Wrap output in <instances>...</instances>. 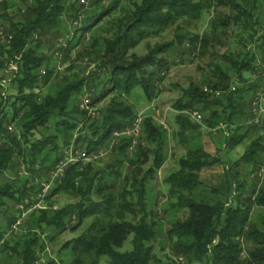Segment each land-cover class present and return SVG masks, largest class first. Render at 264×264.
<instances>
[{"label":"trees","instance_id":"obj_1","mask_svg":"<svg viewBox=\"0 0 264 264\" xmlns=\"http://www.w3.org/2000/svg\"><path fill=\"white\" fill-rule=\"evenodd\" d=\"M105 1H91L88 15L81 18L70 39L75 42L74 47L80 46L86 34L91 33L90 44L83 47L82 53L96 63V69L89 78L67 79L56 95L35 91L55 75L50 56L43 51V46L50 43L47 36L55 39L60 34L65 16L78 21L79 0H26V8L18 20L11 18L7 11L11 2H3L0 22L3 19L10 21L6 31L13 39L9 46L0 43V70L6 69L16 56L21 58L16 60L19 70L13 79L17 93L4 99L0 84V176L14 166L13 159L17 156L32 177L22 185H18L17 180L0 181V214H11L9 202L14 203V208L20 203L29 207L31 203L25 202L27 197L34 196L36 201L41 198L39 194L49 182L51 171L66 156L62 150L69 149L73 140L76 148L97 152L98 147L107 145L115 131L130 126L136 113L122 95L130 96L137 87L143 89L149 100L158 95L157 85L163 80L161 71L169 64L161 54L189 43L191 49L200 45L203 55L216 39L220 41L223 29L230 21L243 33L240 39L245 41V51L212 53L210 72L204 85L189 84L175 106L178 110L201 109L205 114L204 124L210 128L221 122L236 124L237 118L247 115L245 88L213 98L203 87L209 85L228 90L235 81H245L246 76L256 70V60L261 55L251 47L247 48V44L256 42L264 56V0H127L126 4L123 3L125 0H112L108 5ZM215 5L228 6L235 15L214 19L212 34L191 35L178 25L174 42L156 44L144 55L133 51L148 38L161 36L181 20L198 19ZM119 9L122 14L114 16ZM53 48L54 45L49 50L52 52ZM43 67L47 71L44 76L41 75ZM101 72L107 80L99 95L93 98L92 105L100 102L107 91L114 92L115 96L101 110V117L95 119L78 103L71 106V101L73 97L83 95L86 84L94 86L96 79L101 78ZM51 118L56 119L57 132L44 133L43 138L33 139L37 131L50 129ZM177 118L182 128L178 133L181 138L185 137L186 130L200 127L184 114H178ZM11 124L16 126L14 131L9 130ZM81 124L84 134L80 133L77 138L75 134ZM234 128H230L231 136H225L229 149L239 145L251 130L255 137L240 160L227 167L222 187L211 188L214 194L221 195L219 199L209 201L199 199L197 195L203 183L202 170L222 162L219 155L211 154L202 145L189 148L186 156L180 158L178 169L166 178L174 207L187 211L185 218L175 220L168 231L176 238L173 247L183 256L182 261L164 260L155 253L158 230L156 222L149 221L152 209L149 208L147 184L166 161L167 137L164 126L149 116L143 123L141 141L132 156L128 152L130 137L121 136L119 143L114 144V153L124 155L128 161L127 171L121 170L124 163L121 158L117 162L120 166L112 165V170L105 173L108 180L104 174L95 173L90 162L85 166L80 161L70 164L61 183L53 185L44 197L45 207L36 208L30 214L24 233L11 234L7 239L0 230V240L6 238L0 246V258L7 253L9 258H18L19 264H36L41 254L38 251L45 249L41 234L76 229L91 219L87 229L66 244L71 249V264H100L105 256L109 257L108 264H199L205 259L206 264H264V214L259 218L252 217L254 207L264 208V182L249 191L238 170L240 161L252 162L257 167L264 141L253 127L238 126L235 131ZM152 153L153 162L144 170ZM59 193H71L80 196L81 200L54 208L53 197ZM96 195H99L97 199L94 198ZM10 217L8 229L17 221L16 215ZM129 239L132 248L124 249ZM242 252L246 253L245 257ZM47 264L58 263L52 259Z\"/></svg>","mask_w":264,"mask_h":264},{"label":"rangeland","instance_id":"obj_2","mask_svg":"<svg viewBox=\"0 0 264 264\" xmlns=\"http://www.w3.org/2000/svg\"><path fill=\"white\" fill-rule=\"evenodd\" d=\"M11 2V6L8 8V13L11 16V18L18 20L20 18V14L23 12L22 10L25 9L26 0H9ZM73 1V0H72ZM112 0H106L105 5H108L109 2ZM127 0H125L123 3L126 4ZM93 2V0H92ZM91 2V3H92ZM91 3L87 5H82L81 3H78L80 8V17L78 18V23L75 24V22L72 20V18H69L65 16L61 22L60 27V34L57 35L55 39H51L52 36H47V40L50 41V43L45 44L43 46V51L48 53V56H50V62L52 61V68H54L55 75L52 77L49 83L44 84L42 88L36 89L35 91H40L43 95L45 94H53L56 95L59 90L67 83V79L74 81L80 78H89L92 71L96 69V63L90 61L89 57L82 53L83 47L88 45L89 46V40H90V32H88L85 36L86 39L83 40V43L80 46L74 47V41L71 42L70 39L74 35L75 30L79 26V21H81V18L85 17V14L88 15V11L90 9ZM93 10V9H91ZM1 11L0 13H2ZM233 11L228 8V6L222 5V6H213L210 10H207L202 13L201 17L195 20L191 21H179L177 24H174L172 27L167 29L161 36L156 37H150L147 40L143 41L141 44H139L138 47H136L133 51H135L139 55L146 54L149 49L156 44L160 43H171L176 40L175 34L177 26H182V29L188 34L194 35H204L206 33H211V22L214 19L221 18L223 16H234L235 14L232 13ZM119 14H122V11L119 9L117 10V14L114 16H117ZM112 20V18H111ZM3 22V23H2ZM2 22H0V26L6 27L9 26L10 21L7 19H3ZM224 34L222 37H220V41L217 39L212 43L213 45L209 47V49L206 51L205 54H200V45L196 49H191L188 46H180L177 47L176 50L171 51L170 53L161 54V56L168 59V66L161 71V76L163 77V80L160 81V83L157 85V88L159 90L158 95L153 99L149 100L147 99L146 94L144 93L143 89L141 87H137L133 93L130 96L122 95V98L126 100L129 104H132L135 110L136 114H141L143 116V123L146 118L151 117L155 123L164 126L166 137H167V146L165 148L166 152V161L163 165V167L157 172L156 176L149 181L147 184L149 193V208L152 209V216H150L149 221H155L156 222V228L158 230V239L154 242L155 246V253L162 259L167 260L168 258H171L172 260H175L176 262L182 261L183 256L178 252L176 248L173 247V242L176 239L175 236H171L168 231L172 228V223L177 219H183L185 218L186 214L183 210H178L173 205V199L170 196L169 193V186L166 183V178L169 176L170 173L174 171V169L179 167V160L181 157L186 156L187 151L189 148H192L194 146L200 145V143L205 142L208 144H211L212 146H215V141H217L220 136L222 137L223 131L217 130L213 131L208 129L205 126H201L198 128L195 132V135L188 136L189 130L185 131V141L184 138H181V136H174L175 131L170 130L172 127V119L174 121L177 120V111H176V102L177 99L181 98L183 94V90L189 87V84L191 83H202L204 85V80L207 77L208 73L210 72V63L213 60L212 53H218L219 55H222L224 53L228 52H240L245 51V41L240 39V36H242V32L235 27V24L233 21H230V25L224 30ZM183 32V31H182ZM51 35V34H50ZM190 35V36H191ZM63 38L64 43L62 44L61 54L60 56L54 57L53 51L49 50V47L54 45L56 46L58 39ZM0 43L3 42L0 40ZM5 44V43H4ZM256 42L252 44H247V48H252L256 51L259 55H262V52L259 50V48L256 46ZM66 48V49H65ZM255 48V49H254ZM12 72L6 71V69L0 70V78L1 82L3 80L8 81L6 83V86L8 87V95L12 94V92L16 93L17 89L13 85L14 81L11 82V80L14 79L12 77ZM42 77V76H41ZM92 79V78H91ZM90 79V81H91ZM107 80V77H105V74L101 72V78L96 79V82L94 83V86H90L89 84H86L83 89V95L79 94L77 97H73L71 101V106H74L75 104H79L82 102L84 96L86 94H92V98H95L99 95L100 91L102 90L105 81ZM0 82V84H1ZM13 83V84H12ZM13 93V94H14ZM115 96L114 92L107 91V93L102 97L100 102H97V104L93 105L96 108L95 110V119H98L101 117V110H103L105 107H107L111 99ZM80 105V104H79ZM56 119L51 118L50 122V129H42V131H37L36 136L33 139H41L43 138L42 135L44 133H53L56 131V127L54 126ZM179 125V123H178ZM12 130L14 131L16 126L14 124H11ZM181 131L182 128L178 127ZM57 132V131H56ZM178 132V131H177ZM215 132V133H214ZM80 133L84 134L82 131V128L77 133L78 136H80ZM222 134V135H221ZM78 136H75L78 138ZM123 136V135H122ZM213 136V137H212ZM218 138H217V137ZM142 137V136H141ZM140 137V139H141ZM215 137V141H214ZM225 137V136H224ZM255 137V134L253 131L250 132L248 136V140L250 141L252 138ZM113 138V137H112ZM120 137L116 138V142L114 144H118ZM139 139V141H141ZM207 139V142L204 141ZM191 142H190V141ZM190 142V143H189ZM76 144L74 141L72 143ZM112 139L105 144L103 147H98V150L96 152L97 156L93 157L89 160H84L81 163L83 166L87 165L89 162L93 165L95 173H101L104 174L107 172H110L112 168L110 166L114 165L120 166L118 162V159H124V155H117L118 153H114V147ZM248 144V141L243 142V144H240L236 146L234 149H229L226 146V149H222L221 151H225V160L223 162H220L211 168H205L202 170L201 177L203 180L202 185L200 186V189L198 190V198L199 199H207L209 201H214L216 199H219L221 195H216L211 191V188H221L222 185L225 182V175L228 171L227 167L230 166L232 162H235L237 160H240V158L243 156V154L246 151V145ZM153 147V145H152ZM223 148V147H222ZM225 148V147H224ZM214 149H216L214 147ZM64 153L66 150H62ZM215 152V150H214ZM132 156V155H131ZM21 159V158H20ZM154 159V154H150V160L149 162L144 166V170H147L150 165L152 164ZM224 159V158H223ZM121 165V170L123 172L127 171L128 169V161L127 159H124ZM18 163H21L20 165V171L15 172L14 166L10 167L11 169H7L6 177H3L2 180H7L8 177H13L12 180H17L18 185H22L25 181L30 180L31 172H27V168H25L24 162L19 160ZM238 170L240 171V178L244 182H246V185L248 187V190L250 191L254 186L258 185V181L251 182L250 179V172L255 168L254 164L252 162H246V161H240ZM105 178L108 180V176L105 175ZM38 178L36 182H38ZM40 182H38L39 184ZM48 183V182H47ZM46 184V183H45ZM44 184V186H45ZM55 185V184H54ZM43 186V188H44ZM235 188V187H234ZM234 188L232 191V194L234 193ZM42 190V189H41ZM51 188L46 190L47 194L50 193ZM247 190V193L249 192ZM42 192V191H41ZM99 195L94 196L95 199H97ZM233 199V198H232ZM81 200L80 196L73 195L71 193H59L56 196L53 197V207H63L66 206L72 202H77ZM34 203L37 201L34 199ZM39 201V200H38ZM31 203V204H30ZM27 204L33 205V202H30ZM42 208H44L45 203H40ZM230 205V204H229ZM228 205V206H229ZM18 207V206H17ZM30 207V206H29ZM19 208H11V214L8 213L6 215L0 216V230L5 233H8L10 229H8V226H10V216L16 215L19 216L20 209ZM33 209L31 212L23 215L22 223L17 225V228L15 231H12V235H19L21 234V230H26L23 223L28 220L30 217V214L34 211ZM252 212L253 218H259L262 214H264V208L262 207H254ZM19 218V217H18ZM77 221V220H76ZM92 222L91 219L85 220L81 225H79L76 229L69 228L68 230L60 231V232H53L48 233L45 235H42V239L45 240V249L43 251L39 250L41 254H39V258L42 257V259H45V263L49 260H55L58 264H71L72 262V254L71 249L69 247H66V244L73 240L74 238H77L80 236L84 230L87 229V227ZM78 223L75 222L76 225ZM19 230V231H18ZM18 232V233H17ZM11 234L9 237H11ZM9 237H6L7 239ZM124 249H131L132 243L131 239H129L124 247ZM244 257L246 256L245 252H242ZM167 258V259H166ZM18 258H9L7 253H4L0 258V264H19ZM109 257L105 256L100 264H108ZM207 260L205 259L203 262H200L199 264H206ZM198 264V263H196Z\"/></svg>","mask_w":264,"mask_h":264},{"label":"built area","instance_id":"obj_3","mask_svg":"<svg viewBox=\"0 0 264 264\" xmlns=\"http://www.w3.org/2000/svg\"><path fill=\"white\" fill-rule=\"evenodd\" d=\"M5 0H0V12L3 11V2ZM92 0H79V2L82 5H87L91 3ZM25 10V9H23ZM78 21H75V24H77ZM13 39V35L11 33H8L5 29V27L0 26V40L2 42H5L8 46L10 45L11 41ZM64 40L63 38H59L56 46L53 48V55L54 57L60 56L61 54V47ZM188 47H190V44H186ZM21 56H16V60L19 61ZM16 60H11L9 65L6 68V71L12 72V77L15 76V74L18 72L19 67ZM256 70L252 73H249L246 76L245 81H235L231 87L228 90H222V89H216L213 87H210L209 85H205L203 87L204 92L212 96L213 98H219L224 96L225 93L230 92H236L238 88H245L247 92L243 95L246 103H247V115H246V124L250 127L255 128L257 136H261L264 141V56H258L256 60ZM47 73L46 68L41 69V75L44 76ZM13 80H11L12 82ZM8 81L3 80L1 82V88H2V95L3 98L6 99L8 95V87L6 86V83ZM93 98L92 94H86L80 104V108L82 110L87 111V115L91 116L92 118H95V106L92 105ZM183 114L187 115L191 120L194 122L204 124V118L205 114L202 112L199 108H189L182 111ZM235 124H229L225 122H221L217 127L210 128V130L217 131L222 130L224 136H231L230 128L234 127ZM82 127V125L79 127V129ZM10 130H12V126H9ZM85 131V130H84ZM143 133V116L141 114H136L135 118L132 120L130 126L121 129L120 131H116L115 137H113L112 141L113 144L116 142L117 137L128 136L131 138V143L129 145L128 152L130 155H133L136 151L137 143H139V139L142 136ZM82 150L75 147V144H71L69 149L66 150V156L65 158L57 164V166L51 171L50 173V180L48 183L45 184L44 188L42 189V192L39 194V201L31 205L30 207H27L25 203H20L18 205V208L20 209V214L17 216V221L11 226L8 233H5V237H9L12 231H15L17 228V225L21 224L24 218L23 215L31 212L33 209L36 208H42L40 203H44V197L47 195L48 190L54 185L58 184V176L59 172H63V167L65 163H79L82 162L81 159ZM96 152H93V155L91 158L96 157ZM250 179L253 181H258L259 184L264 182V148L261 151V161L250 172ZM47 190V192H46ZM45 207V206H44ZM19 217V218H18ZM6 239V238H4ZM4 239L0 241V246L4 242ZM45 259H42L40 257L36 264H43L45 263Z\"/></svg>","mask_w":264,"mask_h":264},{"label":"crops","instance_id":"obj_4","mask_svg":"<svg viewBox=\"0 0 264 264\" xmlns=\"http://www.w3.org/2000/svg\"><path fill=\"white\" fill-rule=\"evenodd\" d=\"M3 23V22H2ZM13 84V83H12ZM16 87V89H17V84L15 83L14 85H13V87ZM14 92H12V94H13ZM17 93V92H16ZM16 93H14V94H16ZM176 111H177V115L178 114H183V110H178V109H176ZM209 114V113H208ZM185 115V114H184ZM187 116V115H186ZM177 120H178V118H177ZM193 123H197V122H194L193 120H191ZM172 122H174L173 124H172V127L170 128V130H172V131H175L176 130V132L174 133V136L176 137V135L177 136H179V132H180V130H179V128L178 127H181V124H180V121L178 120V121H174L173 119H172ZM235 122H236V124L234 125V127L236 128V127H238V126H245V128L246 127H250V126H248L247 124H246V116H244L243 118H241V119H239V118H237L236 120H235ZM178 123H179V125H178ZM197 124H199L200 125V127L201 126H205V127H207V125H205V124H200V123H197ZM81 125H83V124H81ZM199 127V128H200ZM233 127V128H234ZM208 129H210V127H207ZM235 128L233 129L234 131H235ZM198 129V128H197ZM197 129H190L189 130V135L188 136H193V135H195V132H197L196 130ZM178 131V132H177ZM251 131H253V130H251ZM250 131V132H251ZM215 133V132H214ZM254 133V132H253ZM49 134H51V133H49ZM250 134V133H249ZM255 134V133H254ZM222 135V134H221ZM35 136H36V134H35ZM75 136H78V134H75ZM181 136V135H180ZM249 136V135H248ZM213 137V136H212ZM217 137V136H216ZM218 138V137H217ZM248 137H246L240 144H243V142H246V141H248V144L252 141V139L249 141L248 139H247ZM75 140H73V142H74ZM190 141V140H189ZM204 141H206L207 142V139L206 140H204ZM214 141H215V137H214ZM72 142V143H73ZM191 142V141H190ZM189 142V143H190ZM216 143H215V146H212L211 144H208V143H206L205 144V142H204V144L203 143H200V145H202L203 147H204V149L205 150H207L208 152H210L211 154H214V155H219L221 158H222V162H223V160H225V155H226V153H224L225 151H221L222 149H226V139H225V137L222 135V137L220 136V138L217 140V141H215ZM239 144V145H240ZM247 144V145H248ZM246 145V146H247ZM238 146V145H237ZM214 147L216 148V149H214ZM223 147V148H222ZM225 147V148H224ZM214 150H215V152H214ZM224 158V159H223ZM19 160H20V162H21V159H19L17 156H14V159H13V163H14V169H15V172H17L18 173V171H20V168H21V166L22 165H20L21 163H18L19 162ZM24 166V165H23ZM25 167V166H24ZM212 167V166H211ZM211 167H207V168H211ZM26 168V167H25ZM206 168V169H207ZM9 169H11V168H9ZM205 169V168H204ZM175 170H177V167L174 169V171ZM7 172V170L5 171V172H3L2 173V175L0 176V181L2 182V183H5V182H9V181H11L12 179H13V177H8V178H6L7 180H2V178L3 177H6V173ZM27 172H29V171H27ZM202 173V172H201ZM31 176H32V174H31ZM226 176V175H225ZM35 199V197L34 196H30V197H27L26 198V200H25V202L27 203H30V201L31 202H35V201H33ZM9 204H10V207L11 208H14V206H13V202H9ZM19 205V204H18ZM17 205V206H18ZM17 206H15L16 208H18ZM9 215H10V213H8ZM4 214H0V216H3ZM26 222V221H25ZM24 224V226H25V228L27 229V227H26V225H25V223H23ZM0 227H1V225H0ZM19 231V230H18ZM26 230H21L20 231V233L22 234V233H24ZM18 233V232H17ZM1 241V240H0Z\"/></svg>","mask_w":264,"mask_h":264},{"label":"bare ground","instance_id":"obj_5","mask_svg":"<svg viewBox=\"0 0 264 264\" xmlns=\"http://www.w3.org/2000/svg\"><path fill=\"white\" fill-rule=\"evenodd\" d=\"M64 43V42H63ZM116 131L113 133V137H115ZM113 139V138H112ZM93 155V152H88L87 150H82V154H81V161L84 160H89L91 159ZM73 163H65L64 167H63V172H59V176H58V183H61L63 177L65 176V172H66V168Z\"/></svg>","mask_w":264,"mask_h":264}]
</instances>
